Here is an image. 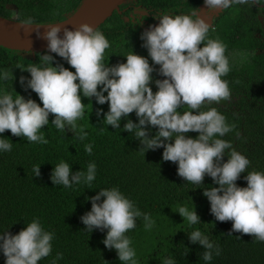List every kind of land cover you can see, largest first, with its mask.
Instances as JSON below:
<instances>
[{
	"label": "clouds",
	"instance_id": "9594fccd",
	"mask_svg": "<svg viewBox=\"0 0 264 264\" xmlns=\"http://www.w3.org/2000/svg\"><path fill=\"white\" fill-rule=\"evenodd\" d=\"M260 0H204L207 15L223 12L234 5H259ZM158 25L150 26L140 37L148 57L159 66L158 75L149 59L132 51L126 63L108 66L104 63L105 50L110 47L105 35L88 24L73 29L68 23L37 26L46 28L42 39L47 41L48 53L63 58L75 72L63 64L53 66V55L44 54L38 64L24 71L31 78H20L25 91L35 92L43 107L32 99L17 94H0V134L10 130L16 137H24L29 143L47 144L43 131L54 115L52 125L59 131H72L75 139L83 142L87 132L79 128L76 121L85 115L84 98L93 97L99 105H109V111H97L103 123L132 133L140 141L145 152L163 148L162 159L178 165L177 174L188 183L203 187L205 176L218 187H206L203 195L210 202V212L216 221H232L231 232L251 235L255 241L264 242V173L248 172L249 159L238 152L233 144L222 139L231 132L232 126L216 108L201 110L202 106L219 103L230 98L228 81L222 79L230 71L226 46L219 39L208 38L211 29L198 12L190 15L163 14L157 17ZM31 24V21L26 22ZM61 33L63 35L61 36ZM203 44V47L200 45ZM241 58L246 54L241 53ZM7 79V73L2 74ZM78 81V83H77ZM155 83V93L150 85ZM99 89V90H98ZM14 90V89H13ZM107 93V95H105ZM187 108L183 113L180 108ZM135 113L138 123L129 119ZM195 113V114H194ZM126 120L121 129V121ZM157 128L152 137L148 127ZM198 133L196 138L187 135ZM0 138V152H10L12 142ZM174 141V143L172 142ZM93 146L85 144L91 155ZM225 155L228 156L224 162ZM41 166L34 165L35 177H40ZM247 172L244 180L247 187H239L237 181ZM97 166L89 163L86 171L72 172L71 166L61 161L54 167L51 181L54 185L72 188L73 185H91L96 179ZM103 198V199H102ZM91 211L80 219L86 230H107L102 241L109 250H115L122 264H137L136 251L126 233L137 228V220H143L145 230H151L155 221L151 214L141 211L119 188L100 189L89 197ZM178 213L190 225L201 223L194 210L181 206ZM231 232L228 234L231 236ZM188 234L192 244H199L205 251L202 259L210 264L213 253L221 254L218 245L210 242L200 230ZM55 234L45 231L39 219L28 223L18 234L0 233V253L6 257L5 264H38L53 251ZM63 259L57 253L52 264ZM162 264H176L173 258H165Z\"/></svg>",
	"mask_w": 264,
	"mask_h": 264
},
{
	"label": "trees",
	"instance_id": "16d2710c",
	"mask_svg": "<svg viewBox=\"0 0 264 264\" xmlns=\"http://www.w3.org/2000/svg\"><path fill=\"white\" fill-rule=\"evenodd\" d=\"M84 0H0V16L31 24H49L65 20L74 14ZM164 14H179L184 6H198L203 0H133ZM260 0L259 4H263ZM249 6V7H248ZM189 8V7H187ZM259 11V13H258ZM264 7L252 5L232 7L210 29L208 38L219 39L226 46L230 71L222 77L228 81L230 98L218 104H205L201 110L216 108L226 117L232 131L222 139L245 155L250 165L248 172L264 173V24L259 15ZM129 24L115 12L98 30L109 41L105 50L104 63L114 66L126 63V57L135 54L148 58L156 71L153 78L165 79L158 75L159 66L154 65L148 51L142 47V34L128 27ZM203 47V44L200 45ZM246 54L241 58L240 54ZM43 53H28L8 50L0 46V94H17L26 100L32 99L43 107L38 95L31 89L25 91L20 78H31L24 71L31 63L38 64ZM53 55L56 63L75 72L63 58ZM7 73V79L2 78ZM15 83L16 88L11 87ZM78 83V81H77ZM155 93V83L150 85ZM14 89V90H13ZM99 90V89H98ZM85 115L76 121L79 128L87 132L83 142L75 139L69 130L59 131L52 125L54 115L49 116V124L41 130L47 144L29 143L24 137L13 136L10 130L0 134L12 142L10 152H0V233L18 234L34 219H39L45 231L55 234L53 251L38 264H52L57 253L63 254L58 264H122L115 250H109L102 241L107 230L89 232L81 222V217L91 211L89 197H94L100 189L119 188L141 211L151 214L155 226L149 231L143 227V220H137V228L126 233L136 251L137 264H162L165 258H173L176 264H206L202 259L205 249L192 244L188 234L200 230L210 242L218 245L221 254L210 264H264V242L254 240L251 235L231 232L233 222H219L210 212V202L203 195L206 187H218L205 176L203 187L188 183L178 176V165L162 159L164 149L145 152L140 141L132 133L123 132L104 124L103 116L97 117L98 110L109 111V105H99L95 98H84ZM107 95V93H105ZM187 108H180L183 113ZM195 114V113H194ZM138 123L135 113L129 115ZM126 120L121 121V129ZM152 138L157 128L147 129ZM187 135L196 138L198 133ZM174 143V141H172ZM85 144H91L89 155ZM228 156L225 155L224 162ZM61 161L67 162L72 172L86 171L89 163L97 166L96 179L91 185H73L65 188L54 185L51 174ZM34 165L41 166L40 177L32 171ZM242 173L236 182L239 187H247ZM103 199V198H102ZM184 206L195 210L201 223L190 225L178 213ZM231 232V236L228 234ZM6 257L0 253V264Z\"/></svg>",
	"mask_w": 264,
	"mask_h": 264
},
{
	"label": "water",
	"instance_id": "95a60500",
	"mask_svg": "<svg viewBox=\"0 0 264 264\" xmlns=\"http://www.w3.org/2000/svg\"><path fill=\"white\" fill-rule=\"evenodd\" d=\"M127 0H84L79 9L65 20L49 24H65L70 29L77 28L81 24H88L94 29L102 27L114 13L120 10V7ZM211 24V19L206 20ZM48 24H27L26 22L8 19L0 16V46L8 50L43 53L47 52V41L42 39L46 28H40V35L37 34V26ZM63 33H61V36ZM54 54V53H50Z\"/></svg>",
	"mask_w": 264,
	"mask_h": 264
},
{
	"label": "flooded vegetation",
	"instance_id": "af4514ba",
	"mask_svg": "<svg viewBox=\"0 0 264 264\" xmlns=\"http://www.w3.org/2000/svg\"><path fill=\"white\" fill-rule=\"evenodd\" d=\"M233 7H241V6L234 5ZM255 7L261 10V8L264 7V3L256 5ZM225 11L226 10H224L223 12L214 13L213 15L215 17L211 18L206 14L207 9L205 8L204 0H203V2L198 4V6L195 4H192L190 6H184V8L181 9L179 14L190 15L194 12H198V14H200L203 19L205 20L211 19V26H212L211 29H215L216 28L215 23L217 22L218 19H220L224 15ZM117 13L124 20H126V22L129 24L128 26L129 28L133 30H137L139 34H142L144 31L148 30L150 26L158 25L159 19L157 17L164 14L161 12H157L154 9L148 8L144 5H139L137 2H133V0H127L126 3L120 7V10L117 11ZM169 14L176 15L174 13H169ZM259 19L264 24V13H260Z\"/></svg>",
	"mask_w": 264,
	"mask_h": 264
},
{
	"label": "rangeland",
	"instance_id": "374dc122",
	"mask_svg": "<svg viewBox=\"0 0 264 264\" xmlns=\"http://www.w3.org/2000/svg\"><path fill=\"white\" fill-rule=\"evenodd\" d=\"M11 87H12V88H16L15 83H11Z\"/></svg>",
	"mask_w": 264,
	"mask_h": 264
}]
</instances>
